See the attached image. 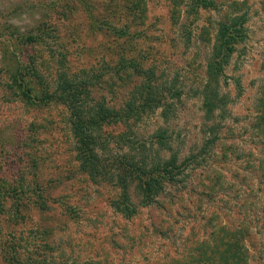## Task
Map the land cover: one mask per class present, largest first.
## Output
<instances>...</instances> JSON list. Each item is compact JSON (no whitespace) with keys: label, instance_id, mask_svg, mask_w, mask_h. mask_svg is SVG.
Returning a JSON list of instances; mask_svg holds the SVG:
<instances>
[{"label":"rangeland","instance_id":"rangeland-1","mask_svg":"<svg viewBox=\"0 0 264 264\" xmlns=\"http://www.w3.org/2000/svg\"><path fill=\"white\" fill-rule=\"evenodd\" d=\"M84 7L97 15L100 31L93 30ZM233 20L241 25L242 40L218 79L220 97L225 99L218 113L221 119L207 121L200 93L206 83L215 88L214 81L207 79V65L220 24ZM43 30L44 42L38 47L44 54L45 65L41 63L39 68L45 79L35 85L31 80L32 92L57 91L60 72L76 81L102 75L103 82L87 102L91 106L104 102L120 112L136 83L131 71L124 72L123 67L137 61L153 68L161 84L181 94L179 99L165 98L171 108L166 117L158 109L145 113L132 127L128 121H117L101 133L104 140L106 133L114 135L115 141L122 137L124 141L114 150L121 153V147H127L125 141L152 143L162 129L178 152L179 163L191 156L197 158L184 176L177 178L182 181L179 185H166L154 206H139L140 193L135 184L130 185L129 197L139 209L142 232L149 231L151 239L135 255L128 253L129 239L140 232L135 229L139 216L131 223L111 207V201L112 205L118 203L116 187L86 181L85 196L89 195L92 202L96 199V203L103 199L108 209L101 224L110 243L102 257L112 258L114 264H147L157 259L167 261L170 255L182 257L193 231L199 241L209 238L214 228L208 226L210 220L215 226L219 221L229 226L250 223L252 235L246 243L248 254L243 252L244 264H264V178L257 170L264 143L257 138L261 129L252 128L259 122V99L264 98V0H0V145L5 148L0 169L5 177L12 178L17 169L20 173L29 170L27 164L33 174L32 184L34 172L56 179L48 185L56 191L47 193L76 206L77 190L83 187L86 175L75 159L67 111L59 104L40 107L37 100L25 104L21 96H12L3 58L8 48L16 58L31 52L28 39ZM109 30L127 33L119 36ZM20 59L18 66L22 65ZM213 139L212 144H206ZM162 155L160 152L154 157L151 153L157 161ZM214 171L226 175L228 189L204 194L207 175ZM53 173L71 179L59 180ZM73 186L76 191L72 194L67 189ZM3 209L0 264H72V257L83 258L81 246L94 230L93 223L86 221L88 214L71 220L61 207L51 205L47 211H40L27 197L17 198L15 203L7 200ZM161 221L166 224L159 234L155 227ZM80 238V246L71 252L70 243ZM47 243H52L48 257L43 252H47ZM64 248L71 255L66 263L62 261L66 254L58 255Z\"/></svg>","mask_w":264,"mask_h":264},{"label":"trees","instance_id":"trees-1","mask_svg":"<svg viewBox=\"0 0 264 264\" xmlns=\"http://www.w3.org/2000/svg\"><path fill=\"white\" fill-rule=\"evenodd\" d=\"M72 8H74L73 4ZM84 11L89 16V23L93 30L95 32L100 31L101 23H99L97 15L90 14L87 7H84ZM242 20L244 19L242 18ZM45 31L43 30V33L40 31V33L30 36L28 41L31 42L32 50L31 52H22L19 55L22 61L21 66H18L20 63L19 57L16 58L9 48L3 54L5 68L9 72L8 79L11 81V93L12 96H21L25 104L32 103L34 99V101L37 100L40 107L55 103L65 108L68 114L75 159L79 165L78 169L86 175V179L83 187L77 190L78 194L74 200L77 205H72V207L66 200L59 197L52 198L47 193L51 190L56 191L55 188L48 187L49 184L55 183L56 179H48L47 176H40L39 173L34 172V184H32L33 178L30 176L33 174L27 164L25 165L28 166L29 170L20 173L17 169V173L12 178L5 177V174L0 169V200L2 201L0 202V215L4 211V202L11 200L15 203L17 198L20 197H27L29 202L34 204V207L40 211H47L51 205L61 207L65 215L71 220L79 219L81 216L88 214L86 221L93 223L94 230L88 234V239L81 246L80 250L84 255L83 258L72 257V264H114L112 258L109 259L107 257L105 259L101 254L104 251L107 254L108 243H110L107 242L108 237L104 236L105 227L101 224L104 215L108 213V209L103 204V199L96 203V199H93L94 201L92 202L89 195L85 196L88 189L86 181L90 180L98 185L108 183L112 187H116L117 192L119 191L118 203L112 205L111 201V207L113 206L118 214L132 223L137 218V215L139 216V209L129 197L130 185L135 184L140 193L141 201L139 206L144 208L154 206L156 205V199L165 192L166 185L171 187L179 185L182 181H178L177 178L184 176L185 171L196 162L197 158L191 156L179 163L178 152L172 149L167 131L162 129L158 130V133L153 137L154 141L152 143L143 140L135 142L125 141L127 147L124 149L123 145L120 149L121 153H116L114 150L118 147V143L124 141L122 137L115 141L114 135L106 133L103 136H106L107 139L105 138L106 140H104V138L101 139V133L105 128L115 125L117 121H128L129 126L132 127V125H136L144 118L145 113L154 112L158 109H162L163 116L166 117L167 112L171 108L167 105V99L165 98L170 95L179 99L181 94L177 90L161 84L159 79L155 77L153 68H146L137 61H131L123 67L124 72L131 71L130 73L136 78V83L133 85L129 101L120 112L112 110L104 102H95L92 103V106L87 102V99L93 94L91 92L95 88H99V85L103 82L102 75L86 77L84 80L76 81L69 80L65 72H60L58 74L60 81L57 91L41 93L38 90L32 92L31 80H34L35 85L45 79V75L39 68V64L43 62L44 54L41 55L42 51L38 47L39 44L44 42L42 36ZM109 31L119 36H125L127 33L126 31ZM241 40L242 29L237 20L220 24L216 44L213 47L206 70L207 79L214 81L215 88L211 89L209 84L206 83L200 93L202 96V111L205 115L204 119L207 121H214L216 118L218 120L219 117L221 119L222 115L219 116L218 113L221 114L225 106V99L220 97L218 79L223 76L235 47ZM61 59L64 60L66 58L61 56ZM42 64L45 65V62ZM119 72L117 71V73ZM259 102L262 107L261 115L258 124L253 125L252 128L255 130L261 129L257 138L264 143V98H260ZM208 134L212 136L213 131H208ZM213 141L214 139L208 140L206 144H212ZM4 150V146L0 145V161L5 159ZM160 152H163V155L157 161L154 157H158ZM151 153L154 157L151 156ZM249 156H252V154ZM259 156L257 170L261 172L264 178V151ZM53 174L59 180L71 179L67 175H60L62 173ZM207 176V183L203 185V189L206 192L204 194L209 192L212 195L218 191H227L225 174L214 171ZM67 190L73 194L76 191V187L73 186ZM32 197H34V200ZM136 221L138 224H135V229L136 231L140 230V232L138 236L129 239L130 250L128 253L132 255L138 253L151 241L149 239L150 232H142V218L139 216ZM261 222V228L264 230V208ZM165 224L161 221L155 227L156 229L154 228L155 231L161 234ZM208 224V226L214 227L209 234V238L199 241L196 232L193 231L184 247L185 252H187L184 256L170 255L167 261L157 259L149 261L147 264H244L245 254L243 255V252L248 254L246 243L252 235L251 224L229 226L219 221L215 226L210 220ZM47 229L43 230L46 231ZM41 233L44 235L45 232L42 231ZM76 240L78 241L73 240L69 245L71 252L74 248L80 246L79 244L82 241L81 238ZM51 244L47 243L45 245L47 252L43 251L47 257L49 256L47 253L51 254L52 252ZM11 248L14 249V247ZM70 251L64 248L58 252V255L66 254L62 255L63 263L71 260ZM44 260L46 261L47 259ZM80 260L82 263L79 262Z\"/></svg>","mask_w":264,"mask_h":264}]
</instances>
